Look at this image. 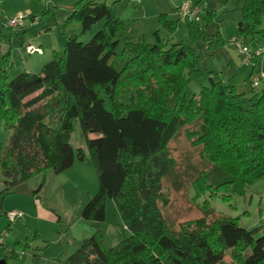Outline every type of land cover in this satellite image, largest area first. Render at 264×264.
Wrapping results in <instances>:
<instances>
[{
	"label": "trees",
	"instance_id": "16d2710c",
	"mask_svg": "<svg viewBox=\"0 0 264 264\" xmlns=\"http://www.w3.org/2000/svg\"><path fill=\"white\" fill-rule=\"evenodd\" d=\"M239 1L238 38L250 40L255 51L256 37L263 36L258 25L264 0ZM68 14L67 21H77L81 33L99 21L103 28L87 43L64 35L62 50L53 51L38 73L23 71L8 80L13 47L0 55V119L10 132L1 150L0 197H37L43 184L30 192L29 179L47 170L59 174L75 159L85 161L84 150L70 143L77 122L98 183L81 219L105 222V201L110 200L130 236L106 247L95 233L62 264H220L227 252L234 264H264L261 227L247 230L234 218L214 215L206 199L202 208L212 214L210 221H189L176 231L161 211L168 204L163 179L170 177L177 187L180 178L167 145L186 126H193L187 136L207 165L187 175L194 199L208 195L229 202L264 177V89L252 88L245 96L209 77L208 86L189 97L190 81L201 76L193 47L162 41L155 32L153 44L125 41L118 54L115 36L124 25L104 4L81 0ZM29 19L34 20L30 14ZM159 22L170 33L177 26L164 16ZM183 22L191 43L204 51L215 53L224 45L219 25L213 35L206 31L220 22L214 10H202L200 22ZM49 117L58 129L45 124ZM1 258L6 264L18 260L12 252Z\"/></svg>",
	"mask_w": 264,
	"mask_h": 264
},
{
	"label": "rangeland",
	"instance_id": "374dc122",
	"mask_svg": "<svg viewBox=\"0 0 264 264\" xmlns=\"http://www.w3.org/2000/svg\"><path fill=\"white\" fill-rule=\"evenodd\" d=\"M79 1L81 0H0V22L23 14H30L35 19L32 21L28 18L23 28L12 31L9 29L8 32L0 27V47L8 46L3 44V36H10L16 46L10 53L8 80L23 72L29 64V70L39 72L40 67L51 60L52 51L62 50L64 35H75L79 42L87 43L103 28L104 21H99L88 31L81 33V26L77 21H67L69 9ZM91 1L104 4L110 14L123 23L124 29L115 36L118 54L125 41L141 40L146 44H153L155 32L162 41L183 42L193 47L200 59L198 70L201 76L190 81L189 97L197 95L202 86L207 87L209 77L222 80L223 84L232 86L238 94L249 96L252 78L259 76L260 82L254 91L260 93L264 89V53L255 63H243L234 45L239 40V0H193L194 3L199 2L197 4L202 10H214L220 20L219 24H211L206 29L209 35H213L219 25L224 45L215 53L206 52L199 45L191 43L186 24L178 21L173 9L179 0ZM160 16L177 24L173 33L161 26ZM258 30L263 36L256 37L257 49L264 50V15ZM241 42L243 46L250 48V40ZM20 45L23 46L22 49ZM24 48L27 51L31 49L29 55L23 51ZM2 54L0 48V55ZM44 122L53 129L59 128V123L51 117ZM193 130V126L181 128L167 145L176 162V173L180 177L179 182L176 181L179 184L177 187L170 177L164 178L162 183L168 204L161 211L169 227L176 231L180 225L189 221L203 217L210 221L212 214H206L202 208L206 199L210 202L214 215L221 213L234 218L240 227L247 230L261 227L264 231V177L247 186L243 195L232 196L229 202L222 201L220 197L210 199L208 195L194 199L192 188L187 186V175L196 169H207V165L201 157L200 147L193 145L192 137L187 136V132ZM9 134L0 119V158ZM95 137L89 135V138ZM70 143L74 150H84L85 161L75 159L71 168L59 174L47 170L44 174L29 179L26 188L30 192L36 191L43 184L37 197L23 193L0 197V256H6L10 252L18 256V260L8 259L7 264H62L84 239L95 233L102 236L106 247L116 246L130 236L110 200L105 201V222L95 223L81 219L84 205L97 191V174L77 122H74ZM8 211L21 213L22 216L9 221L5 216ZM220 264H234L228 252Z\"/></svg>",
	"mask_w": 264,
	"mask_h": 264
},
{
	"label": "built area",
	"instance_id": "2783aa9c",
	"mask_svg": "<svg viewBox=\"0 0 264 264\" xmlns=\"http://www.w3.org/2000/svg\"><path fill=\"white\" fill-rule=\"evenodd\" d=\"M177 14L179 19L183 21H198L202 15V9L200 6L193 2V0H183L177 7ZM29 18V14L18 15L17 17L7 20L4 27L7 29H19L23 27L25 21ZM235 48L237 49L239 57L243 63L251 62L252 56L259 57L263 53V49H257L255 51L250 50L243 46L241 40L234 42ZM260 77L255 76L252 78V88H256L259 85ZM22 214L15 211L6 212L8 220L13 221L16 218L21 217Z\"/></svg>",
	"mask_w": 264,
	"mask_h": 264
},
{
	"label": "crops",
	"instance_id": "0c3cea01",
	"mask_svg": "<svg viewBox=\"0 0 264 264\" xmlns=\"http://www.w3.org/2000/svg\"><path fill=\"white\" fill-rule=\"evenodd\" d=\"M137 2H139V0H136ZM136 1H134V2H136ZM183 0H179L178 2H176V4H175V6H174V10H175V16H177V18H178V21H182L183 22V20H181V19H179V16H178V14H177V7H176V5L178 6V5H180L181 4V2H182ZM35 20V19H34ZM33 21V20H32ZM7 22V20H4V21H1L0 22V27H2L3 29H5V30H7V32H8V30L9 29H7V28H5L4 27V25H5V23ZM23 27H24V25H23ZM22 27V28H23ZM13 29H11V31H12ZM10 31V30H9ZM12 36V35H11ZM7 39V40H6ZM3 44L4 45H8V46H2V47H0L1 48V52H4V51H6L7 50V48L9 47V45H11L13 48H16V46H15V44H14V42L11 40V38H10V36L9 37H5V36H3ZM2 43V42H1ZM21 46V49L23 48V46L22 45H20ZM29 50H31V49H28V51H27V48H24V50L23 51H25V53H27L28 55H29V53H30V51ZM53 52V51H52ZM44 65V64H43ZM29 67H30V64L25 68V72H30V73H34L32 70H29ZM42 68V66L40 67V69ZM36 73H38V72H36ZM255 77V76H254ZM88 138H89V136H88ZM3 189V186H2V184H1V182H0V191ZM6 216V215H5Z\"/></svg>",
	"mask_w": 264,
	"mask_h": 264
},
{
	"label": "water",
	"instance_id": "95a60500",
	"mask_svg": "<svg viewBox=\"0 0 264 264\" xmlns=\"http://www.w3.org/2000/svg\"><path fill=\"white\" fill-rule=\"evenodd\" d=\"M0 264H6V261L4 259H0Z\"/></svg>",
	"mask_w": 264,
	"mask_h": 264
}]
</instances>
